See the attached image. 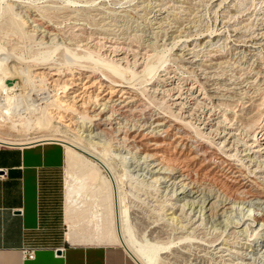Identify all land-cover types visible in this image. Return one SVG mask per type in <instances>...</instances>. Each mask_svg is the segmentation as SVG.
<instances>
[{
	"label": "bare ground",
	"instance_id": "1",
	"mask_svg": "<svg viewBox=\"0 0 264 264\" xmlns=\"http://www.w3.org/2000/svg\"><path fill=\"white\" fill-rule=\"evenodd\" d=\"M241 1L246 0L217 1L220 18L219 32L215 34H208L209 30L191 23L171 26L169 19L175 13L174 4L166 5L162 0L152 2L149 28L144 30L148 34H141L151 42L158 33L165 32L170 37L183 33V39L177 40V34L172 37V47L178 48L174 57L181 67L195 75V78H186L177 68L167 67L161 68L157 80L147 83L152 84L149 87L152 94L168 102L170 112L150 102L136 87L137 80L127 76L125 68L118 64L106 60L84 62L71 56L67 68H60L61 65L48 62V58L35 56L30 60L21 58L26 63L21 67L11 63L20 57L0 48V79L6 92L0 103V130L10 120L15 123L25 119L20 123L27 130L33 128L35 121L39 129L46 130L56 122L65 121L78 135L76 139L43 133L21 139L0 132V142L5 143L23 145L58 140L66 145L64 217L65 238L69 242L120 243L141 264H161V259L167 258L163 256L169 246L166 243L171 241L167 236L177 235L182 242L175 249L189 256L190 264H264V116L257 96L252 95L256 91H250L252 79L264 69V15L255 17L254 28L246 27L255 13H250L245 22L247 18L240 14L248 15L251 10L239 12ZM147 4L140 7L144 9ZM16 13L19 15L12 16L11 24L23 34H39L41 40L61 34L45 16L28 12L27 18ZM102 17L106 34L111 21ZM126 40L111 41L104 55L117 63L133 62L137 73L144 75L151 69L145 64L149 49L137 50L128 46ZM178 42L181 44L176 46ZM233 52L238 57L244 54L245 62L256 61V72L252 69L253 75H250L249 71L246 80L241 74L229 73L228 67H234L229 58ZM9 79L18 81L12 80L9 84ZM35 79L40 84H48L47 89L53 92L40 96L41 99L49 97L48 105H41L43 101L35 104L27 101L32 92L24 85L28 81L34 84ZM247 81L251 84L244 85ZM37 106L41 115L12 119L16 116L14 111L23 113L28 109L34 115ZM147 136L152 137L156 150L148 153L143 149L140 155L142 144L146 145L142 139ZM114 150L119 156L128 157L124 166L133 165L131 170L144 171L145 178L150 176L149 186L169 194L163 200L167 209L162 211L161 224H147L143 215L128 214L127 197L117 169L106 156ZM208 223H211L210 229Z\"/></svg>",
	"mask_w": 264,
	"mask_h": 264
},
{
	"label": "rangeland",
	"instance_id": "2",
	"mask_svg": "<svg viewBox=\"0 0 264 264\" xmlns=\"http://www.w3.org/2000/svg\"><path fill=\"white\" fill-rule=\"evenodd\" d=\"M162 1L166 5L172 6L174 4L173 6H175V9H174L175 11H173L175 13L172 14L170 18L171 20L169 19L171 26L176 25V27H179V26L182 27V25L193 24L202 30H205V29L207 31L209 30L207 32L208 34H212V33L215 34L219 32V30L217 29L219 28L220 12L217 10V5H216L218 0H184V2H177L176 4L172 0H169V1L162 0ZM147 2L148 4L144 7V9L140 7V4L147 3ZM152 2H154V0H144V1L143 0H0V48H6L7 50L11 51L15 56L20 57V59H17L16 61H12L11 63H15L21 67L26 66V63H24L23 60L21 62V58L25 60L26 59L30 60L31 58L35 56L37 58L40 57L41 59L48 58L50 59V61L48 60V62L52 64H56L58 66L61 65L60 68H67L66 63L69 61L68 58L71 56L72 57L75 56V58H77L78 60H82L84 62L92 61L95 63H100V61L106 60L108 62L118 64V66L125 68L124 73L127 76L133 77L135 80H137L136 81L137 83L135 82L136 87H138L144 93V95L149 99L150 102H152L154 105H156L161 110L170 112L171 107L168 106V102L164 101L163 99H159L157 96L152 94V92L149 90V87L152 84H147V83L158 79V74H159L158 72H161L160 71L161 68L175 67L178 69L179 73H181L184 77L190 78V79L195 78V75L194 73H190L188 72V70L186 71L185 68L181 67L182 65L180 61L174 57V52H176L178 48L172 47L173 46L172 37L173 35L176 36L177 34V37H176L177 40L180 38L183 39L182 37L183 33L179 34L177 32L175 34H172L171 35L172 37H170L169 34L162 32V33H158L154 35L156 36V38L155 37L152 38V40L155 39L153 40V42L152 40L150 42L145 39L147 37L144 36L143 34L146 35L148 34V32L145 33L144 30H147L149 28V20L151 18V15L153 14L152 13V8H153ZM241 2H242L241 3L242 5L239 3L240 8L238 7L239 12H241L242 10L243 11L251 10L249 11L248 15H245V14L243 15L242 13L240 14L241 15L240 17L247 18L245 22L248 21L252 13L253 14L255 13L254 16L252 15V21L250 20L251 24L246 25V27L250 26V29H252L255 27V24H254L255 17L257 15L261 16L260 14L262 13L264 15V0L263 1L262 0H257V1L256 0H253V1L246 0V1H241ZM243 3L245 4L243 5ZM258 3L259 5L261 4L260 7H258L259 9L257 8ZM9 5H11V7H8ZM241 6H243L244 8L243 7L241 8ZM257 9H258V12H261V13L256 12ZM16 12H19L21 17L22 16L27 17L28 12L38 13L42 17L45 16L44 17L45 20L57 26V28H59V31H61L60 32L61 34H57V36H54L55 38L52 37L51 39L46 37L47 39L45 38L44 40L40 39L39 34H36V35L23 34L21 32L22 30L19 27L11 24L10 19L16 16L15 15L17 14ZM102 15L104 16V18L111 21V24L108 26V28L110 27V30L107 31L106 34H104V28H106V26L103 24V22H101V19L103 18ZM14 19H16V17ZM25 28L28 29L29 27H25ZM80 32L82 35L81 34L79 35ZM222 34H224L223 35L224 38H225V35H227L226 32ZM105 36H108V38L105 39L104 38ZM125 36H128V37H125ZM90 37H92L93 39ZM114 37L116 39H114ZM126 38L128 39L126 40ZM119 39L120 41H123V40H126L127 42L129 41L128 46H131L137 50L139 49L141 51H144L145 48L149 49L150 55H148V57L146 58L145 64L148 67L150 66L151 68L150 71H147L144 75L140 76L137 73V67L133 62H128L125 64L117 63L116 61H113V59L110 56L104 55V52L106 54L107 50L110 49V46L108 47V45H110V43H113L111 41H114V40L119 41ZM88 40L90 41L87 43ZM65 41H67L68 45L66 44ZM83 42H85L86 45ZM149 43L152 45H150ZM72 44H75V45H72ZM180 44L181 42H178L176 46H179ZM243 48H245V46H243ZM224 52L226 54V51ZM111 53L113 54V52ZM233 53L229 54L230 61L232 64H234L233 65L234 67H232V65L228 67L229 73H233V74L236 73L237 76L241 74L240 77L246 80V78L250 74L249 71L251 72L250 75H253V73L256 72V70H254L256 61L253 62L251 60V61L245 62L244 54L238 57V55H236L235 53L233 54ZM262 54H264V51ZM238 61H241V62H238ZM43 62H46V60H43ZM235 62L237 64L239 63L238 64L239 66ZM30 64H32V62ZM237 67H238L237 70L239 71L235 69ZM243 67L245 68L247 67V68L245 69ZM234 70L237 72H235ZM251 70L254 72L252 73ZM261 70H262L260 73L261 75L258 73L259 78L255 77L256 79L255 78L252 79V84L251 82L248 83L247 81V83H244V85L251 84L250 91L251 92L256 91V92H253L252 95L255 94L257 96L256 97L254 95L257 99V103L261 104L260 105L261 110H262L261 113H262V116H264L263 114L264 113L263 112L264 111V69H261ZM243 74L245 75L242 76ZM12 80L18 81L16 79H12ZM33 83L34 84L28 81L24 85L27 91L30 90V92H32L30 94L31 95L30 97H28L29 95L27 96L26 94V97H28L27 101L28 102L31 101L33 102V104L43 101L41 105H48L50 103V100H47L49 99V97H43L44 99L40 98V96H46L50 93H53L52 91H49L47 89L46 86H48V84L41 83L42 84L41 85L40 82H37L36 79L34 80ZM35 83H37V85ZM28 105L26 104V106ZM262 105H263V108H262ZM39 107L40 106H37V109L34 111V115H31L28 109L23 110V113H17L14 111L16 116L12 117V119L15 120L14 119L15 117L16 119H18L17 116H26V117L31 116L32 118H35L37 115H41L42 113ZM18 120H16L17 122L15 123L11 120L5 121L4 123L6 125V128L4 130H0V132L4 133L5 135L9 137L21 138V139L32 137L34 135H39L43 133H58L59 135H65L71 138H73L74 136V138L76 139L78 137V135H76L77 134L76 132L74 131L72 132V130L68 126L65 125V121L56 122L52 128H48L47 130L39 129L35 121L33 123V128L27 130L26 127L20 123L21 121L25 119H22L21 121L20 120L18 121ZM142 142L145 143L146 145L142 144ZM142 142L139 141V143L142 144V152L140 155H143L144 153L143 149L146 150V152L148 153H153V151L156 150L154 147L155 144H153L154 141L152 140V137L147 136L144 139H142ZM186 150L187 149H185L184 151ZM100 151L106 154V151H104V148H100ZM111 152H108L107 154L109 156L108 155L106 156L109 159V161L116 167L117 172L119 173V174L117 173V177L127 197L125 207H126L128 214L132 217L135 215H140V216L143 215L145 220L147 221V224L150 223L152 225L158 222L159 224H161L162 220L160 221V218L164 216V214H162V211H165V209H167L163 200H165L166 196L169 194H166L167 192L165 191H159L154 185L149 186V183H148L149 182L148 179L150 177L148 176L149 174L146 173V175L148 176V179H147V177L146 178L144 177L145 176L143 174L144 171L135 172L131 170V168L134 167L133 165H130L128 167L124 166L125 165L124 163L128 161V157L123 158V156L121 155L119 156V154L115 150ZM124 154L126 155V153ZM127 169L129 170V173L127 172L128 171ZM145 201L150 202V203H146ZM155 203H158V205H154ZM162 204L164 205L162 206ZM161 208H163V210ZM221 211L222 210H220V212ZM177 213H180V210H177ZM209 224L211 225V223H208L207 228H209ZM217 227H219V224L217 225ZM66 229H67V226L65 224L64 231H66ZM181 234L178 233V235H181ZM140 236L142 235L140 234ZM169 236L170 235H168L167 237L171 241H167L166 245L167 246L169 245L170 247L168 246L166 248L167 252L163 254V256L166 255L167 258L166 259L162 258L161 264H190L191 260L189 259V256L181 255V252H178V250H176V249H179L182 241L180 242L178 241L179 239L176 238L177 235L175 236L171 235L170 237ZM246 246L250 247L248 245ZM175 259H178V260H175Z\"/></svg>",
	"mask_w": 264,
	"mask_h": 264
},
{
	"label": "crops",
	"instance_id": "3",
	"mask_svg": "<svg viewBox=\"0 0 264 264\" xmlns=\"http://www.w3.org/2000/svg\"><path fill=\"white\" fill-rule=\"evenodd\" d=\"M65 166L61 141L0 142V264H141L122 244L65 238Z\"/></svg>",
	"mask_w": 264,
	"mask_h": 264
},
{
	"label": "built area",
	"instance_id": "4",
	"mask_svg": "<svg viewBox=\"0 0 264 264\" xmlns=\"http://www.w3.org/2000/svg\"><path fill=\"white\" fill-rule=\"evenodd\" d=\"M5 94L6 92L3 90V83H2V80L0 79V103L3 101V97ZM1 143L6 144V145H14L12 143H5V142H1ZM59 250L63 251L64 247L57 248V251ZM35 253H36V247H27L24 249L25 256L33 258L35 257Z\"/></svg>",
	"mask_w": 264,
	"mask_h": 264
},
{
	"label": "water",
	"instance_id": "5",
	"mask_svg": "<svg viewBox=\"0 0 264 264\" xmlns=\"http://www.w3.org/2000/svg\"><path fill=\"white\" fill-rule=\"evenodd\" d=\"M7 83H9V84H12V80H7ZM59 252H60V250H59Z\"/></svg>",
	"mask_w": 264,
	"mask_h": 264
},
{
	"label": "trees",
	"instance_id": "6",
	"mask_svg": "<svg viewBox=\"0 0 264 264\" xmlns=\"http://www.w3.org/2000/svg\"><path fill=\"white\" fill-rule=\"evenodd\" d=\"M65 233V232H64Z\"/></svg>",
	"mask_w": 264,
	"mask_h": 264
}]
</instances>
